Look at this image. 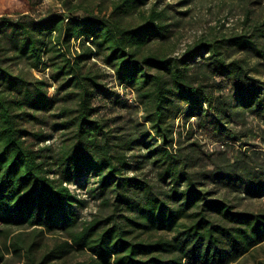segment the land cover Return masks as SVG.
I'll return each mask as SVG.
<instances>
[{
	"label": "trees",
	"instance_id": "16d2710c",
	"mask_svg": "<svg viewBox=\"0 0 264 264\" xmlns=\"http://www.w3.org/2000/svg\"><path fill=\"white\" fill-rule=\"evenodd\" d=\"M147 1L110 0L104 13L100 2L83 0L63 1L66 13L37 17L33 3L0 13V264L5 254L54 263L74 250L89 255L75 264H231L264 244V211L237 210L206 185L264 195V159L249 143L264 127L258 133L246 120L264 126V76L225 52L264 58L253 38H264V24L172 55L163 47L171 32L165 9L140 12ZM134 12L136 22L126 18ZM105 67L120 91L107 83ZM95 100L131 102L141 119L118 130ZM45 124L60 132L57 144H44L54 137ZM204 138L225 149L208 152ZM204 159L211 165L198 167ZM143 160L154 182L126 173ZM89 175L112 207L111 221L74 227L82 201L67 184ZM59 230L62 238L46 246L47 234ZM138 230L172 234L148 240Z\"/></svg>",
	"mask_w": 264,
	"mask_h": 264
},
{
	"label": "rangeland",
	"instance_id": "374dc122",
	"mask_svg": "<svg viewBox=\"0 0 264 264\" xmlns=\"http://www.w3.org/2000/svg\"><path fill=\"white\" fill-rule=\"evenodd\" d=\"M63 1L70 0H0V13L5 10H17L23 9L33 3L31 13L35 16H42L50 12H63L66 11L63 8ZM74 2L75 0H71ZM83 4H91L94 2H100V6L103 8V13L108 12L110 9V0H83ZM152 4H156L158 8H164L167 14L166 23L170 24L169 39L163 44L165 49L172 55L181 53L188 45L199 42L202 39H220L223 36H230L237 33H254L253 28L256 24H264V0H148L145 5L139 8L140 12H146ZM96 9V8H95ZM78 11L77 13H80ZM94 13H97L95 10ZM127 19L136 22L139 20L138 12H134L128 16ZM253 38L262 46H264V38H261L257 33H254ZM160 42H152L151 47H159ZM76 45V44H75ZM226 54L229 57H243L247 60L250 67L254 68V73L260 76H264V58H257L252 52L239 50L236 47H229L226 49ZM199 60V58H196ZM108 72L106 78L107 83L114 85L119 91V86H116L112 71L105 67ZM36 75H42V72L33 70ZM53 90V87H51ZM130 101V98H129ZM95 103L101 105L99 115L104 116L112 127L123 129L127 131L132 125L141 119L142 110L140 107L133 106L131 102H128V106H121L118 103H114L113 100L100 101L95 100ZM246 120L250 125L254 126V129L261 133L260 129L264 126L257 127V121L251 120V117H246ZM193 121L191 117L187 122ZM182 115H179L174 120V127L176 130L182 126ZM259 126V125H258ZM39 128L36 126L35 129ZM43 131H51L48 125H42ZM53 133V139L44 142L58 143L60 139L59 131H51ZM249 143L254 145L257 152L256 159H264V136H256L249 139ZM203 147L208 152H219L225 149L223 145L215 143L210 139L204 138L201 140ZM216 152L212 155L213 158L218 155ZM134 155H139L142 150L134 148L130 151ZM135 158L134 160H137ZM200 165L208 164V160H203L198 163ZM130 168L126 173L131 175L136 173L139 177L148 178L152 182L155 181V169L147 160L140 162L138 168ZM68 187L75 193L76 197L82 201L81 204L75 206L77 212V222L74 227H79L83 221H88L92 218H98L101 223L105 225L111 221L109 215L112 212V207L101 202L102 196L99 191L95 190L97 185L96 177L89 175L87 178H80L75 182L67 184ZM207 187L213 189L214 194L223 196L232 204L237 210H249V211H264V195L262 196H248L234 189L232 185L223 186L219 183H206ZM119 212V211H118ZM128 213V212H123ZM119 217V216H118ZM120 218V217H119ZM121 219V218H120ZM1 227V226H0ZM28 230V229H27ZM138 238L154 239L159 236L168 237L172 232L164 230H153L150 232H144L138 230L135 232ZM64 235L63 231H57L54 234H47L45 242L46 246H50L56 239H61ZM88 253L81 250H74L64 259L55 261L64 264H75L78 261H82L88 258ZM4 257H8L6 264H22L16 262L14 258H9L8 254ZM54 262V263H55ZM50 262L48 264H54ZM231 264H264V244L251 250L243 257Z\"/></svg>",
	"mask_w": 264,
	"mask_h": 264
},
{
	"label": "built area",
	"instance_id": "2783aa9c",
	"mask_svg": "<svg viewBox=\"0 0 264 264\" xmlns=\"http://www.w3.org/2000/svg\"><path fill=\"white\" fill-rule=\"evenodd\" d=\"M68 186V185H67Z\"/></svg>",
	"mask_w": 264,
	"mask_h": 264
}]
</instances>
